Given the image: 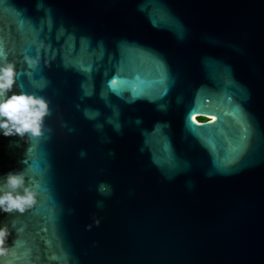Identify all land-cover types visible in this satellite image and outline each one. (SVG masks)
I'll use <instances>...</instances> for the list:
<instances>
[{"label":"water","instance_id":"water-1","mask_svg":"<svg viewBox=\"0 0 264 264\" xmlns=\"http://www.w3.org/2000/svg\"><path fill=\"white\" fill-rule=\"evenodd\" d=\"M6 62L48 104L0 137L16 264H264V0H0Z\"/></svg>","mask_w":264,"mask_h":264},{"label":"clouds","instance_id":"clouds-1","mask_svg":"<svg viewBox=\"0 0 264 264\" xmlns=\"http://www.w3.org/2000/svg\"><path fill=\"white\" fill-rule=\"evenodd\" d=\"M17 74L13 63H0V137H38L49 131L47 127L42 128L48 104L40 96L14 91ZM106 188L101 183L99 191L104 192ZM36 195L35 190L25 184L22 171L9 169L0 174V213L23 214L34 203ZM99 222L95 218L92 224L84 226L85 230L99 225ZM10 235L7 225H0V264H16L19 260L16 241L10 240Z\"/></svg>","mask_w":264,"mask_h":264},{"label":"trees","instance_id":"trees-1","mask_svg":"<svg viewBox=\"0 0 264 264\" xmlns=\"http://www.w3.org/2000/svg\"><path fill=\"white\" fill-rule=\"evenodd\" d=\"M209 121L208 119H205V118H197L196 122L198 123H203V122H207Z\"/></svg>","mask_w":264,"mask_h":264}]
</instances>
